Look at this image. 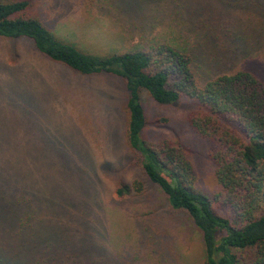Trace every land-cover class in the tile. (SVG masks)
I'll return each instance as SVG.
<instances>
[{
	"label": "trees",
	"instance_id": "16d2710c",
	"mask_svg": "<svg viewBox=\"0 0 264 264\" xmlns=\"http://www.w3.org/2000/svg\"><path fill=\"white\" fill-rule=\"evenodd\" d=\"M36 1L0 0V38L31 40L42 55L77 75L119 79L127 91L125 136L131 151L129 165L139 168L161 192L171 213L191 216L201 231L202 264H264V82L238 67L242 63L240 55H244L242 48L246 47L243 43L249 46L264 39V32H255L250 23L255 13L247 14L248 24L243 25L248 31L244 34L232 25L222 31L223 22L208 20L202 31L195 27L178 30L182 42L177 37L169 42L152 30L167 17L179 20L180 10L187 5L183 0H137L141 14L133 22L132 31L138 34L139 41L130 50L99 55L50 30L35 10ZM199 1L213 6L215 14L217 10H233L240 3L238 0ZM261 2L264 0L249 3L257 11ZM167 6H171V12L162 16L161 11ZM202 12L197 4L190 18H195L196 23L202 22L205 17ZM197 31V35H192ZM198 39L201 46L197 45ZM145 93L159 104H174L183 96L200 102L199 111L190 116V124L211 144L210 158L216 166L219 183L213 199L196 188V174L184 144L141 138L148 123L142 103ZM28 125L19 124L15 133L16 137H22V147L30 142L29 136L20 133ZM43 128L60 148L58 141L63 143V140L56 129L51 124H43ZM30 138L35 140V132ZM60 149L38 151L40 156H35V160L18 155L12 158V143L11 154L0 151V264H29L22 249L41 238L46 239L51 249L48 264H55L57 260L75 264V260L83 258L79 252H94L104 264L106 251L118 253L119 246H114L112 234L109 232L104 238L101 235L100 219L102 222L106 207L99 205L97 197L99 175L96 182L90 183V178L87 184L83 182L84 189L88 186L94 190L80 198L81 207L88 211L78 213L79 231L88 229L92 233L90 239L86 235L66 238L64 223L72 206L66 211L47 207L48 194L52 192L48 187L70 176L68 170L80 174L86 171L84 166L80 168V163L69 167L74 159ZM12 175L16 177L13 185ZM27 179L31 181L28 183ZM117 185L120 196L133 197L144 190L141 180L128 182L119 178ZM213 201L217 207L229 210V216L217 213ZM144 228L150 231L149 227ZM150 235L140 238L138 250L132 249L135 254L124 249L119 251V257L129 254L131 263L138 264L151 252L160 259L166 248H162L159 236L152 239Z\"/></svg>",
	"mask_w": 264,
	"mask_h": 264
},
{
	"label": "rangeland",
	"instance_id": "374dc122",
	"mask_svg": "<svg viewBox=\"0 0 264 264\" xmlns=\"http://www.w3.org/2000/svg\"><path fill=\"white\" fill-rule=\"evenodd\" d=\"M136 1L37 0L35 10L59 37L67 38L90 53L106 55L130 50L139 41L138 34L132 31L133 22L141 14ZM238 1L240 3L233 10H217L215 14L213 6L206 1L185 0L184 3L183 0V4L189 7L180 10L179 20L167 17L152 31L163 41L170 42L177 37L182 42L179 32L186 28L193 30L194 27L200 32L205 27V21L211 20L213 23L223 22L222 31L232 25L244 34L248 27L243 24H248L247 14L253 11L255 15L251 16V25L255 27V32H264V2L260 3L256 11L249 3L250 0ZM197 4L205 12L204 20L199 23H196L195 18H190ZM161 12L162 16L168 14L171 6L163 8ZM199 42L198 39L197 45L201 46ZM243 44L246 47H241L244 55H240L242 63L238 67L252 72L264 82V39L249 46ZM252 50H255L253 54ZM142 96L148 123L141 138L152 142L171 140L184 144L190 152L189 159L196 174V188L213 199L219 183L216 166L210 158L211 144L190 124V116L199 111L200 102L183 96L174 104H159L146 93ZM126 105L127 91L119 79L77 75L42 55L31 40L0 38V151L11 154L12 143V158L18 155L35 160L38 151L42 153L62 148L68 158L74 159V164L70 165L69 159L67 166L69 164V167L74 168L80 163V168L84 166L87 171L80 174L68 170L70 176L48 187L52 192L48 194L50 202L47 207L66 211L72 206L64 223L66 238L78 239L85 235L89 239L92 237L88 229L79 231L78 213L88 211L81 207L80 198L94 190L88 186L84 189L83 182L87 184L90 178L91 183L99 175L97 197L99 205L106 207L102 222L100 219L103 238L110 232L116 244L114 246H119V251H133V248L138 250L140 238L151 233L150 238L153 239L155 235L161 238V246L167 252H161L163 257L160 255V259L147 252L148 256L145 259L143 257L144 260L140 259L138 264H202L204 253L201 231L191 216L180 212L171 213L161 192L139 168L129 165L131 151L125 136L128 118ZM19 124H30L27 129L20 131L27 138L29 136L30 142L24 147L21 145L22 137H16L15 134ZM43 124H51L52 129H56L60 140H63V143L58 141L60 148L43 128ZM33 132L36 141L30 138ZM15 148L22 151L17 152ZM15 178L12 175V185ZM119 178L128 182L141 180L144 190L133 197L120 196L117 193ZM26 181L29 183L31 179ZM25 185L28 186L27 183ZM39 187L41 189L42 186ZM213 206L220 215L229 216L230 211L217 207L214 201ZM144 226L149 227L150 231L145 230ZM154 245L158 248L157 243ZM119 251L117 254L106 251L107 262L104 264H132L131 256L124 254L119 257ZM50 252L49 243L41 238L29 242L21 253L26 256L25 261H29V264H48L51 260ZM93 253L79 252L83 258L74 263L103 264ZM55 264L65 263L57 260Z\"/></svg>",
	"mask_w": 264,
	"mask_h": 264
}]
</instances>
